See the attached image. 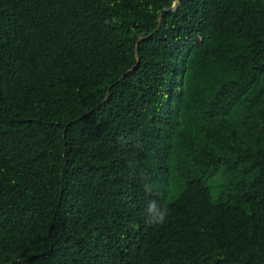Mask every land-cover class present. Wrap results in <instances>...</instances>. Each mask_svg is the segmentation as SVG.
<instances>
[{
  "label": "trees",
  "instance_id": "obj_1",
  "mask_svg": "<svg viewBox=\"0 0 264 264\" xmlns=\"http://www.w3.org/2000/svg\"><path fill=\"white\" fill-rule=\"evenodd\" d=\"M0 264H264V0H0Z\"/></svg>",
  "mask_w": 264,
  "mask_h": 264
},
{
  "label": "clouds",
  "instance_id": "obj_2",
  "mask_svg": "<svg viewBox=\"0 0 264 264\" xmlns=\"http://www.w3.org/2000/svg\"><path fill=\"white\" fill-rule=\"evenodd\" d=\"M131 166V165H130ZM145 193L150 194L153 190V185L145 183L143 185ZM170 216V210L165 206H160L155 200L149 201L146 212L145 222L149 225L162 226Z\"/></svg>",
  "mask_w": 264,
  "mask_h": 264
},
{
  "label": "water",
  "instance_id": "obj_3",
  "mask_svg": "<svg viewBox=\"0 0 264 264\" xmlns=\"http://www.w3.org/2000/svg\"><path fill=\"white\" fill-rule=\"evenodd\" d=\"M174 8H175V6H174Z\"/></svg>",
  "mask_w": 264,
  "mask_h": 264
}]
</instances>
